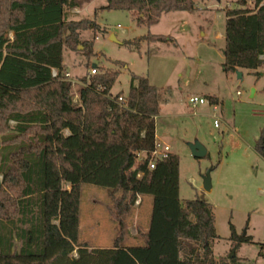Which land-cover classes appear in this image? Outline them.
I'll return each mask as SVG.
<instances>
[{"label":"trees","instance_id":"16d2710c","mask_svg":"<svg viewBox=\"0 0 264 264\" xmlns=\"http://www.w3.org/2000/svg\"><path fill=\"white\" fill-rule=\"evenodd\" d=\"M91 1L0 0V264H256L237 255L253 238L233 224L232 248L215 259L213 206L202 195L180 199L178 154L152 169L148 158L137 159L157 140L159 92L147 77L132 75L122 96L111 93L118 72L87 75L73 100L64 51L81 45L93 54V41H82L81 32L102 29L98 11L95 18L73 19L71 10ZM102 9L130 11L150 26L164 12L196 8L194 0H107ZM224 38V71L258 74L264 0H238L227 9ZM141 40L172 37L149 33ZM255 150L264 157V126ZM83 184L107 188L115 200L119 229L110 248L90 250L79 241ZM143 195L153 197L150 221L135 244L127 243L123 219Z\"/></svg>","mask_w":264,"mask_h":264},{"label":"rangeland","instance_id":"374dc122","mask_svg":"<svg viewBox=\"0 0 264 264\" xmlns=\"http://www.w3.org/2000/svg\"><path fill=\"white\" fill-rule=\"evenodd\" d=\"M237 1L194 0V11L164 12L149 26L139 24L137 15L130 11L102 9L107 0H93L86 9L80 8V13L79 8L71 10V18L76 14L74 19L95 18L98 11L96 21L102 30H85L81 36L82 41H93V54L83 52L80 45L79 50L65 49L64 60L73 73L75 102L82 78L89 76L93 64L96 74L118 72L113 95L126 96L134 74L147 77L158 88L156 132L180 158V199L202 195L212 204L219 236L213 247L215 257L227 255L232 248L233 224L239 234L253 238V243L238 248L237 255L264 264V255H260L264 244V157L255 150L264 126V74L241 70L239 76L223 67L226 10L235 7ZM149 33L171 36L172 40L139 41ZM195 95H216L220 101L216 109L210 103L193 106L189 98ZM196 142L206 148V156L192 154L190 144ZM208 170L210 190L203 184ZM64 187L71 188L68 183ZM144 196L141 210L149 216V223L153 197ZM114 201L107 188L82 185L81 243L113 244L119 229ZM139 211L135 204L123 219L130 233L127 243H133L132 228L138 230L143 222ZM138 213L140 221L136 219ZM189 220L194 221L192 215Z\"/></svg>","mask_w":264,"mask_h":264},{"label":"built area","instance_id":"2783aa9c","mask_svg":"<svg viewBox=\"0 0 264 264\" xmlns=\"http://www.w3.org/2000/svg\"><path fill=\"white\" fill-rule=\"evenodd\" d=\"M97 67L96 66H92L89 72V76L95 75L97 73ZM57 70H53V75L57 76ZM65 77L66 79L70 80L72 83H74V81L71 79V74L69 72L65 73ZM240 92L238 91V94ZM119 100L122 101L123 97H119ZM189 101L193 104V106H196L198 104H204V103H209V100L207 98L201 97V96H191L189 98ZM217 106L214 105V109H216ZM215 125H217V121L215 120ZM173 153L172 147L170 144L165 143L161 140H156L155 145H154V149L150 152L147 151H138L137 152V159L139 161L141 160H145L148 158V167L150 169L155 167V164L157 161L159 160H163L165 158H167L170 154ZM140 175V174H139Z\"/></svg>","mask_w":264,"mask_h":264},{"label":"crops","instance_id":"0c3cea01","mask_svg":"<svg viewBox=\"0 0 264 264\" xmlns=\"http://www.w3.org/2000/svg\"><path fill=\"white\" fill-rule=\"evenodd\" d=\"M92 2V1H91ZM90 2V3H91ZM90 3H88L86 6H85V8L84 9H86V7H88V5L90 4ZM80 8L78 9V12L80 13ZM76 16V14H74V16H73V19H74V17ZM81 36H83V31L81 32ZM224 36V35H223ZM64 64L66 65V68H67V72H69L70 74H72L73 75V73H72V71L69 69V67H68V65H67V63L65 62V60H64ZM93 66H96L95 64H93ZM258 72L259 71H263L262 72V74H264V69H258L257 70ZM252 73H254L255 71H251ZM209 96H216V95H209ZM202 97V96H201ZM217 97V96H216ZM218 98V97H217ZM207 99H208V97H207ZM218 100H219V98H218ZM220 101V100H219ZM210 103V102H209ZM219 103V102H218ZM217 103V104H218ZM211 104V103H210ZM217 104H212V105H217ZM156 139L157 140H161V141H163V142H165V143H168V142H166L165 140H163V139H161L160 138V136L157 134V132H156ZM168 144H170V143H168ZM171 145V144H170ZM171 147H172V145H171ZM173 150V149H172ZM173 153H175L176 154V152L175 151H173ZM145 196L143 195V196H139L138 197V199H137V203H136V207H137V210L139 211V209H140V211H139V213L142 215V224H141V221L139 220L140 219V217H139V213L136 215V219H138L139 221H140V223H139V227H138V229L139 228H142V230H145L146 228H147V226H148V219H149V216L147 215V214H142V213H145V211L144 210H141L143 207H144V205H145ZM144 203V204H143ZM135 226V225H134ZM136 229H133L132 228V230H131V235H132V239H133V243L132 244H134L135 242H137V240H136V238H135V235L137 234V232H138V230H137V227H135ZM88 245V244H87ZM113 245V244H112ZM112 245H109V246H102V245H88V249H97V248H110ZM213 253H214V257H215V252H214V248H213ZM215 259H218L217 257H215Z\"/></svg>","mask_w":264,"mask_h":264},{"label":"water","instance_id":"95a60500","mask_svg":"<svg viewBox=\"0 0 264 264\" xmlns=\"http://www.w3.org/2000/svg\"><path fill=\"white\" fill-rule=\"evenodd\" d=\"M239 76H242V72L238 71ZM190 148L192 151V154L195 157H204L207 155V150L206 148L199 142L190 144ZM204 179V188L206 190H210L211 189V176H210V171L208 170L206 172V174L203 176Z\"/></svg>","mask_w":264,"mask_h":264}]
</instances>
